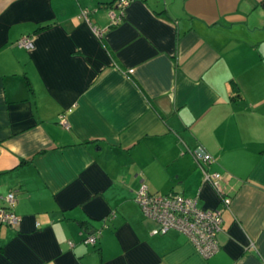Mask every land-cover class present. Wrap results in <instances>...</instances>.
Instances as JSON below:
<instances>
[{
    "label": "crops",
    "instance_id": "1",
    "mask_svg": "<svg viewBox=\"0 0 264 264\" xmlns=\"http://www.w3.org/2000/svg\"><path fill=\"white\" fill-rule=\"evenodd\" d=\"M113 1L0 0V264H264V0ZM142 183L219 209V248L152 233Z\"/></svg>",
    "mask_w": 264,
    "mask_h": 264
},
{
    "label": "built area",
    "instance_id": "2",
    "mask_svg": "<svg viewBox=\"0 0 264 264\" xmlns=\"http://www.w3.org/2000/svg\"><path fill=\"white\" fill-rule=\"evenodd\" d=\"M129 1L115 0L112 2V7L109 8V25L118 22L123 15L124 6ZM115 8L119 9V15L114 11ZM87 15V10H82V16L88 18ZM91 28L98 36L103 31V29L93 24H91ZM17 45L31 48L33 42L30 37L23 35L18 38ZM63 124L69 128V124L65 120H63ZM195 152L202 162L209 163L212 161L210 154ZM202 171L205 181L211 182L217 187L219 186L221 177L219 172H209L204 167H202ZM135 198L144 215L157 222V226L152 230V233H165L170 228L178 229L187 235L198 252L203 256H209L219 248L217 233L222 228V215L219 209L201 207L197 204L196 198L188 197L175 191H169L165 194L151 193L145 183L140 185L136 191ZM222 201L225 204H230L231 198L223 196ZM6 202L8 205L0 206V221L15 224L19 216L11 209V205L14 202L13 192L6 195ZM86 241L94 243L96 235H88Z\"/></svg>",
    "mask_w": 264,
    "mask_h": 264
},
{
    "label": "water",
    "instance_id": "3",
    "mask_svg": "<svg viewBox=\"0 0 264 264\" xmlns=\"http://www.w3.org/2000/svg\"><path fill=\"white\" fill-rule=\"evenodd\" d=\"M196 151L200 154L206 153V150L202 146H199Z\"/></svg>",
    "mask_w": 264,
    "mask_h": 264
},
{
    "label": "rangeland",
    "instance_id": "4",
    "mask_svg": "<svg viewBox=\"0 0 264 264\" xmlns=\"http://www.w3.org/2000/svg\"><path fill=\"white\" fill-rule=\"evenodd\" d=\"M154 194H161V193H159V192H154Z\"/></svg>",
    "mask_w": 264,
    "mask_h": 264
},
{
    "label": "trees",
    "instance_id": "5",
    "mask_svg": "<svg viewBox=\"0 0 264 264\" xmlns=\"http://www.w3.org/2000/svg\"><path fill=\"white\" fill-rule=\"evenodd\" d=\"M114 1H115V0H114ZM114 1H113V2H114ZM110 3H111V2H110ZM40 27H43V26H40ZM40 27H38V28H40Z\"/></svg>",
    "mask_w": 264,
    "mask_h": 264
}]
</instances>
